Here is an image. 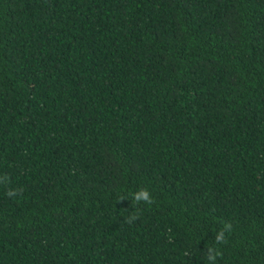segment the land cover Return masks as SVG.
Here are the masks:
<instances>
[{
  "label": "trees",
  "instance_id": "obj_1",
  "mask_svg": "<svg viewBox=\"0 0 264 264\" xmlns=\"http://www.w3.org/2000/svg\"><path fill=\"white\" fill-rule=\"evenodd\" d=\"M0 264H264V0H0Z\"/></svg>",
  "mask_w": 264,
  "mask_h": 264
},
{
  "label": "clouds",
  "instance_id": "obj_2",
  "mask_svg": "<svg viewBox=\"0 0 264 264\" xmlns=\"http://www.w3.org/2000/svg\"><path fill=\"white\" fill-rule=\"evenodd\" d=\"M11 194V193H9ZM137 201H139L140 199H143L145 201H147L148 204H152L154 203V200L152 197H150L149 195V192L147 190H141L138 194H137V197H136ZM137 218V214L134 215L131 219L128 220V223H132V220L136 219ZM228 227H231V225H228ZM217 240L218 241H223L225 242V238L223 237V235H220L217 237ZM209 250L211 251V247H209ZM216 255H222L221 252L219 253H216ZM211 259H215V256H211L210 257Z\"/></svg>",
  "mask_w": 264,
  "mask_h": 264
}]
</instances>
